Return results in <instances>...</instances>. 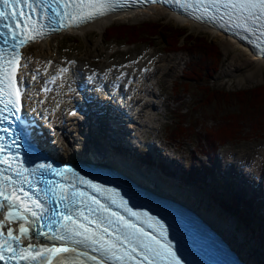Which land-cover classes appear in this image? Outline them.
<instances>
[{
	"label": "snow or ice",
	"instance_id": "obj_1",
	"mask_svg": "<svg viewBox=\"0 0 264 264\" xmlns=\"http://www.w3.org/2000/svg\"><path fill=\"white\" fill-rule=\"evenodd\" d=\"M22 4L29 8V14L15 11ZM0 5V119H7L5 112L13 116L21 111L24 90L20 87L23 78L18 80L20 48L61 27H79L117 7H126L122 0H0ZM202 6L205 14L211 7L210 18L222 27L243 29L264 48V0H206ZM12 146L19 152L15 141ZM5 152L0 144V165H4L0 167V261L4 264H181L159 220L147 213L133 212L121 199L117 207L132 217L143 218L139 223L129 220L96 196L86 195L77 182L101 194L114 190L86 180L72 168L58 169L46 163L27 168L18 156L9 157ZM12 161L17 163L13 165ZM64 174L70 177L66 184L47 178L60 175L63 180ZM33 176L37 177V185L47 187H36ZM25 184L29 189L36 187L37 195L26 191ZM108 200L116 204L111 197ZM53 201L60 206L58 209L49 207ZM81 206L87 208V214ZM43 221H48L47 225ZM14 223L19 224L18 234L9 226ZM53 225H58L55 231ZM39 237L55 243H34Z\"/></svg>",
	"mask_w": 264,
	"mask_h": 264
},
{
	"label": "rangeland",
	"instance_id": "obj_2",
	"mask_svg": "<svg viewBox=\"0 0 264 264\" xmlns=\"http://www.w3.org/2000/svg\"><path fill=\"white\" fill-rule=\"evenodd\" d=\"M168 19L165 16H155L149 13L146 18L134 19L130 17L112 21L113 23H109L102 34L97 30L91 32L88 36L89 41L81 33L76 35H74V32L60 34L51 41V57L61 63L67 61L80 63L84 71L111 70V72L115 73V71L126 70V72L131 73L132 69L138 72L142 67L153 68V71L156 68L155 71L158 70V73L152 71L153 73L150 74V77L154 78H148V80L144 81V87L138 93V99L142 104V107H140L142 108V114L139 117H135V120L139 123L138 131L142 132L144 136H151V138H148V144H152L153 139L157 137L162 146L174 151L173 155L181 159L185 168L194 156H198V159L201 158V152L203 151L200 137L205 135V137L208 136V140H212V136L206 132L205 128L213 130L220 123L219 119L214 116L220 117L224 111L218 109V106L214 104L200 110L194 104L199 97L198 88L191 85L190 90L186 91L184 89L181 77L186 68V63L191 59L186 52L166 53L162 37L158 36H153L148 41L136 42L131 45L126 44L123 40H108V31H111V26L156 22L171 28L184 29L186 32L183 39L180 40V46L186 44V39H184L187 38L186 36L205 37L208 41H212L222 53L220 69L214 79L208 83L211 87L217 89L235 91L263 84L264 65L262 71L258 72L255 78H252L246 71L236 69L232 61L235 58L242 59V57H245L246 51L241 46L226 37L225 39L220 37L219 34L210 33L204 29L196 31L186 23ZM105 63L107 67L103 65ZM150 87L157 91L159 96L150 97L147 92H143L144 89H149ZM151 100L157 105H151ZM180 107L185 108L184 112L189 109L195 112L196 115H181L178 112ZM231 109L234 110L236 107L233 106ZM184 120H192L189 121V126L185 125V127L198 126L195 131L193 127L188 129L189 131L186 133L191 135L182 136L186 139L176 140L174 139L176 134H171V132L179 125L180 121ZM58 132L57 141L62 142L64 145H71L67 148V152L64 153L65 156L74 153L80 155L82 154L81 151H88L89 145L93 146L94 144L95 137L90 131L73 133V131L66 132L59 129ZM247 135V138L239 142L223 145L220 152L226 159L248 164L254 176H263L264 167H254V165L259 161L260 164L264 163V131L248 133ZM57 150L60 152L61 148L58 147ZM261 241L264 242V237H262ZM258 252L251 257L256 264L260 259L257 255ZM260 260L264 264V259Z\"/></svg>",
	"mask_w": 264,
	"mask_h": 264
},
{
	"label": "trees",
	"instance_id": "obj_3",
	"mask_svg": "<svg viewBox=\"0 0 264 264\" xmlns=\"http://www.w3.org/2000/svg\"><path fill=\"white\" fill-rule=\"evenodd\" d=\"M111 28V31H108V40H123L126 44L131 45L136 42L148 41L153 36H158L162 37L166 51H185L191 58L186 63V68L181 77L184 89L186 91L190 90L191 85L198 88L199 97L194 104L200 110L206 109L214 104L218 106V109L224 111L220 117L214 116L219 119L220 123L213 130L205 128L206 132L212 136V140H208V136L205 137V135L200 137L203 151L201 152V157H208L219 153V149L223 145L239 142L247 138L248 133L264 131V83L248 89L235 91L217 89L208 84L218 73L222 62V53L212 41H208L205 37L186 36L187 38H184L186 39V44L180 46V40L183 39L186 31L180 28H171L156 22H143L133 25H112ZM233 106L236 109L232 110L231 108ZM184 110V107H180L178 110L179 114L196 115L195 112L189 109L186 112ZM189 121H180L179 125L173 129L171 134H176L174 139H186L182 136L187 137L191 135L186 132L192 127L195 131L198 125L185 127V125L189 126ZM171 134L169 133V135ZM195 166L202 167L207 172H210L205 164L200 163L198 156L193 157L189 169L196 170ZM222 204L228 208L226 201L222 200ZM244 211L249 213L246 208ZM243 215L246 218H250L248 214Z\"/></svg>",
	"mask_w": 264,
	"mask_h": 264
},
{
	"label": "bare ground",
	"instance_id": "obj_4",
	"mask_svg": "<svg viewBox=\"0 0 264 264\" xmlns=\"http://www.w3.org/2000/svg\"><path fill=\"white\" fill-rule=\"evenodd\" d=\"M149 13H152L155 16H165L166 18L175 19L181 23H186L187 25L191 26L196 31L202 30V29L206 30L205 26H203L200 23L188 20L183 16L175 15L174 13H171L170 11H168L166 8L159 7V6H152L145 10H135V11H131L128 13L120 14L118 16H107V17L97 20L96 22L90 25H87L85 27H82L77 30H72V31L74 32V35L81 33L82 35L87 37V41H89L88 36L91 32L97 30L100 34H102L107 28L108 24L111 23L112 21L114 22L116 20L126 19L130 17H133L134 19L140 18V17L146 18L149 16ZM69 32L70 31H65V32H62L61 34L69 33ZM220 37L225 39V37L222 35H220ZM52 39L47 38L45 40L37 42L36 44L32 46L34 48L29 47L25 51L26 67L29 71H31V77H30V80L28 81H32L33 87L35 84H42L47 76H50V75L52 76L54 74L60 73L61 69L68 70V72L63 75V78L58 80L57 88L55 89L56 92H53L50 95H48L47 99H45L43 95H39L37 98L38 100H37L34 98V96H36V92L33 91L31 93L32 98L34 100L33 105L40 103L42 112L44 114H50L51 117L55 118L57 115H59L62 112V110H64L66 106L69 105V101L71 100V97L72 98L73 96L76 97V95H74L70 91V88L74 87L73 82L80 80L82 75H85L87 77L86 81L91 79V82L93 83V88L99 85L101 81H105L106 87L109 90H111L112 89V86L110 85L111 80H115L116 82L122 81V80L124 81V79L120 77L122 76L121 72L115 71V73H113L111 72V70H108V71L94 70V71H91V73L98 74L100 77H104V78L103 79H97V78L92 79L90 78L91 76H88V74L82 73L83 68L81 67L82 65L80 63H76L75 61H67V62L61 63V62H58L56 59H52L51 57ZM234 43L237 44L236 42ZM237 45L241 46L245 51L246 49H248L247 47H245V45L241 43ZM32 49H35V50H32ZM160 60L162 61V59ZM232 61L236 69L246 71L247 74L251 76L252 78H255L256 74L262 71L263 65H264V58H259V57L254 56V54L249 49L248 51L245 52V57H242V59L235 58ZM103 65L106 66V63ZM142 69L139 70L138 72H135L134 69H132L131 73L128 75V77H130L131 75L137 76L134 82V85L130 87L131 90L132 88H136V87L139 90L143 89L144 85L142 84V82L148 80V78H154L152 76L150 77V73L142 72ZM87 71L88 70H86L85 72ZM155 73H158V70H156ZM37 74H40V77L33 79V77ZM122 86H123L122 87L123 89H127L125 84H123ZM143 92L144 93L147 92V95L150 97L159 96L158 92L155 91L152 87H150L149 89H144ZM124 119L126 118L124 117ZM116 124L117 123H115V125ZM72 126L77 127V126H80V124H78L77 120L74 119ZM74 155H77V154L75 153ZM257 166L264 167V163L260 164V161H259L254 165V167H257ZM140 178L143 180V177H140ZM246 259L248 262L254 264V260H252V258L247 257Z\"/></svg>",
	"mask_w": 264,
	"mask_h": 264
}]
</instances>
